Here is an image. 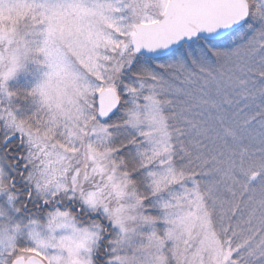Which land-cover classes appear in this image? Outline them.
Here are the masks:
<instances>
[{"label":"snow or ice","instance_id":"snow-or-ice-1","mask_svg":"<svg viewBox=\"0 0 264 264\" xmlns=\"http://www.w3.org/2000/svg\"><path fill=\"white\" fill-rule=\"evenodd\" d=\"M0 264H264V0H0Z\"/></svg>","mask_w":264,"mask_h":264}]
</instances>
